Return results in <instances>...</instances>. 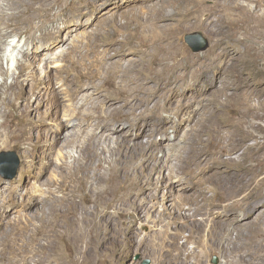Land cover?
<instances>
[{
	"label": "bare ground",
	"instance_id": "obj_1",
	"mask_svg": "<svg viewBox=\"0 0 264 264\" xmlns=\"http://www.w3.org/2000/svg\"><path fill=\"white\" fill-rule=\"evenodd\" d=\"M63 1L33 0L30 31L39 32L14 46L18 72L10 83L1 66L8 34L0 24V148L28 153L25 165L38 164L34 180L48 173L40 194L25 193L16 211L40 209L38 224L25 214L22 225L13 222L20 241L4 234L8 260L26 264L34 257L29 249L43 241L37 235L50 232L108 254L124 211L160 207L169 214L170 238L160 243L158 264H205L211 249L223 264H264V89L242 77L237 54L225 47L241 29L261 36L253 54L264 75V16L245 14L243 0H97L119 14H97L102 20L88 31L79 6L69 15L54 12ZM205 1L211 16L203 21ZM192 28L220 40L217 54L182 51L176 36ZM40 55L68 60L61 76L67 109L45 107L41 89L55 78L43 77ZM47 111L52 130L37 148L36 127ZM166 148L174 153L165 155ZM46 213L60 221L49 232Z\"/></svg>",
	"mask_w": 264,
	"mask_h": 264
},
{
	"label": "rangeland",
	"instance_id": "obj_2",
	"mask_svg": "<svg viewBox=\"0 0 264 264\" xmlns=\"http://www.w3.org/2000/svg\"><path fill=\"white\" fill-rule=\"evenodd\" d=\"M206 3L207 1L201 5L204 9L200 12L199 16V19L203 21H206V19L211 16V10L206 6ZM243 4L246 9L245 14L264 16V0H243ZM101 5L103 7L99 9L98 7ZM34 6L36 5L33 4V0H0V9L3 10H0V24L8 34L7 44L4 47L3 53L5 58L1 62L3 70L7 72V75L5 76L7 83H10L11 81L10 75L18 72L15 60V54L17 52L15 50L13 51V48L15 45H24L25 38L33 27ZM77 6L81 8V14L84 15V19L91 22L90 27L87 28L88 31L94 29L102 20L94 19L97 17V14L99 15L106 11L105 18L110 17L113 13H116L117 15L119 14L118 11L114 12L113 9L108 12V9L113 6L112 4H102L97 0H65L60 8L56 7L54 9V12H56V14L60 13L69 15V13L71 14L74 10V7ZM69 10L72 11L69 12ZM197 10L200 11L198 8ZM36 23L39 25L38 22ZM241 30L240 32L238 30L234 36L228 39L229 42L225 44V47H230L237 54V59L234 62L237 64V69L242 77L249 79L254 85L255 90L262 91L264 89V82L262 81L264 80V75L263 72L258 69V66L261 65V61L256 60L253 54L255 46H257L258 42L262 40V37L253 31L246 32L244 29ZM31 31L32 34L37 35L39 28L36 29L34 33L33 30ZM107 32L109 34L111 33V27ZM193 33H199L206 40V49L194 51L192 47L187 45L184 37ZM258 33L264 34V28H258ZM176 39L181 46L182 51L187 55H212L217 54L219 49L222 48L220 40L209 35L206 30L202 28H192L187 31H182L176 36ZM45 56L46 55L38 56L41 61L38 68H40L42 75L44 72L46 73V75H43L44 78L52 77L55 78V80L51 85L47 84L41 89L43 103L47 109L55 102L60 104L61 110L67 109L70 103L63 93L66 85H62L61 79L66 75L65 71L70 68L68 60L65 62H54L51 60L53 57L52 55ZM17 58H20V56L17 55ZM1 81L2 76H0V82ZM82 84L83 77L76 78L71 87L74 88L75 85L80 86ZM108 87L109 86H105L104 88L106 89ZM40 110L45 111V108H41ZM50 116L51 113L47 111L37 124L35 131L37 137L34 141V146L37 148L42 145V137L40 138V136L51 133L52 126L50 125ZM169 118L174 122L175 117L173 115L169 116ZM171 132V129L168 130L169 139L173 138V133ZM156 138L159 139L160 136H156ZM126 139L127 140L123 141V144L127 141L129 143L131 137H127ZM120 142L121 140L119 139V143ZM172 142L176 143L177 140H172ZM109 145L114 146L111 142ZM9 152L15 153V156L18 159L16 173L11 178L9 177L12 175L10 169V163L12 160L8 156H1L2 153ZM173 153L174 150H169L168 148H166V151L164 152L167 156H170ZM27 160L28 153L25 154L18 146L9 145L0 148V264H12L18 261L17 257H14L12 261H9L8 256L11 251H3L7 250L10 246V240H7L4 234H11L12 236L16 235L18 241H20L19 235L21 232L13 227V222L16 221L19 225H22L25 221L22 215L24 216L25 214H28L30 222L32 224L33 222L38 224L40 209L36 211H34L33 208L30 210H24L20 215L18 213V205L24 199L23 196L25 193L33 194L35 192L36 194H40L38 184L45 180L48 173L39 181L34 180L36 178L35 172L38 164H32L28 167L25 165ZM104 173L106 174V172ZM260 190L263 191L264 186ZM159 208L152 210L150 213L145 212L143 209L124 211L122 219L119 220L120 234L116 242L111 247L106 246L108 250H111L108 254L101 252L105 247L96 248L90 245L86 249H82L79 244L70 242L65 237L60 238L58 236V239H55L51 232V235L47 238L46 236L48 233L38 234L36 238L43 241L37 243L34 247L32 246V249H29V252L31 251L34 254V257L33 255L25 257L26 264H158L162 258L159 257L162 246L160 243L162 241L166 242L170 238V235L165 231L167 228L165 225L169 221V214L159 211ZM16 211L18 212L16 213ZM139 214H142L144 218L143 220H138ZM149 218L151 220H149ZM43 219L46 222L43 230H46L47 232H49V227L54 222L60 223L55 217L52 218L49 213H46ZM160 224L161 226H159ZM22 240L25 245H28L29 235H24ZM28 253H25L26 256ZM223 262V256L215 249L208 251L204 258L205 264H223Z\"/></svg>",
	"mask_w": 264,
	"mask_h": 264
},
{
	"label": "water",
	"instance_id": "obj_3",
	"mask_svg": "<svg viewBox=\"0 0 264 264\" xmlns=\"http://www.w3.org/2000/svg\"><path fill=\"white\" fill-rule=\"evenodd\" d=\"M184 40L189 47H192L194 51H201L207 48L206 40L199 33L188 34L184 37ZM1 156H8L12 160L10 163L12 175L9 178L13 177L18 166V159L15 156V153H2Z\"/></svg>",
	"mask_w": 264,
	"mask_h": 264
}]
</instances>
